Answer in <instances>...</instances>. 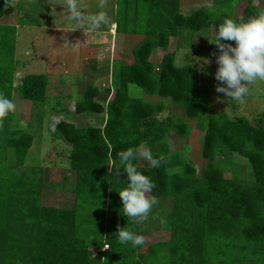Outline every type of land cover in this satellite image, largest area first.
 Masks as SVG:
<instances>
[{"label": "trees", "instance_id": "obj_1", "mask_svg": "<svg viewBox=\"0 0 264 264\" xmlns=\"http://www.w3.org/2000/svg\"><path fill=\"white\" fill-rule=\"evenodd\" d=\"M179 1L120 0L123 7H118L116 12L117 31L142 34L146 38L134 50L133 63L122 66L114 78V93L106 109L97 103L98 91L94 86L86 87L84 100L74 108L76 114L106 113L105 126L77 128L67 121L55 125L56 134L71 148L69 166L75 176L70 191L75 195V208H62L59 202L54 206L43 205V171L23 164L33 137L28 132L8 130L10 114L0 120V152L7 146L15 152L12 166L0 164V264H125L121 262L115 233L110 235L107 227L109 217L113 221L121 217L122 204L116 190L127 179L122 169L118 174L116 170L109 173L108 167L113 161L119 163L120 151L144 144L154 156L164 157L161 166L152 168L133 162L156 185L149 195L157 200L173 198L174 220L170 227L183 240L180 245L170 242L150 245L138 256L135 248L129 253V245H124L122 253L126 250L125 257L129 253L126 259L132 264H149V257L155 261L164 251L170 257V264H226L225 260L264 264V120L253 125L223 112L211 114L199 70L177 66L175 52L164 55L159 64L149 61L153 49L167 48L169 39L181 30L194 34L213 27L214 32L225 17H237L232 9L222 6L194 10L183 16L178 10ZM261 9L264 6H255L247 0L240 16L248 17ZM17 10L12 0H0V20ZM14 42L15 29L0 26V93L9 99L14 87V67L8 76L10 68L6 69L2 61L11 51L13 58ZM4 73L8 77H3ZM130 84L147 96L169 99L171 105L182 108L184 119L159 120L158 114L166 110L164 102L153 104L131 98ZM47 86L45 75H28L20 83L18 96L33 103L39 112ZM190 122H195L203 133L204 164L199 176L181 151L171 152L169 146L172 133L181 138L188 136ZM233 153L250 163L252 181L223 177L222 164ZM177 168L181 170L168 172ZM229 224L240 230L241 244L238 248L229 246L232 254L221 252L215 261L206 259L207 236L211 239L217 230ZM104 233L112 251L95 257L89 248L102 246ZM233 249L238 259H233Z\"/></svg>", "mask_w": 264, "mask_h": 264}, {"label": "rangeland", "instance_id": "obj_2", "mask_svg": "<svg viewBox=\"0 0 264 264\" xmlns=\"http://www.w3.org/2000/svg\"><path fill=\"white\" fill-rule=\"evenodd\" d=\"M17 4L18 10L17 12L7 15L0 20V26H27V30L29 29L28 35L24 36L25 30L19 31L20 36L18 37L19 44L18 47L16 45V50L19 51L14 53V57L12 58V51L10 56L8 57V53H4L8 58H5L2 63L6 66V69L10 68L8 71V76L11 74V68H13V91L11 93L10 100L15 104V111L10 113L11 118L8 120L9 127L8 130L11 131H24L28 132L33 138L32 146L27 152V155L24 159V166L27 168H38L43 171L42 174V203L46 206H54L60 203V207L62 208H75V195L70 191V186H74L71 182L75 176V173L70 170L69 166V156H70V146L67 145L60 136H57L55 132V123L57 121H69L73 119L74 125L77 128H84L87 126H97L101 128L104 125L105 117L103 115H97L96 120L94 121L92 118L90 120L89 116H76L73 115V110L69 104L65 103L64 106L67 110L61 112L55 111L56 104L53 101L49 100L51 103H43L39 108L41 110L35 111L33 103L30 101L23 100L20 101L18 99V88L21 83V78L18 75H15L16 66L19 62L24 64L26 61H29L31 58L33 61L36 56H39L41 53L40 45L32 41V48L30 44V40L27 38H33L39 33L38 31H34V28L45 27L44 25L50 24L52 28L58 27L60 28V38L58 43L61 42L62 36L66 35L68 32H63V29L66 31L73 32L72 29L81 28L84 30L86 26L84 21L74 22L71 20L66 12L64 7L65 0H12ZM113 1L117 4L116 10L118 7H123V4H120V0H109L107 6V15H111L113 17L114 9ZM255 6H264V0H249ZM80 9L83 12L84 16H89L97 14L102 11V7L100 4L95 1L90 0H77ZM247 0H180L178 10L183 16H188L194 10H199L203 8L210 9L212 6H222L221 8H230L233 10V14L235 17H239L242 9L246 6ZM52 6V10L49 8ZM104 12V11H103ZM106 13V12H105ZM42 25V26H41ZM20 28V27H18ZM33 29V30H32ZM81 30V31H82ZM213 27L207 31H200L194 34L189 32L180 31L177 35L171 37L169 39L166 51L164 55L168 53H172L177 48V55L175 53L174 61L177 66H188L186 60L190 61L192 67H196L199 70L200 74V84L204 88H206V93L208 94V98L210 101V110L211 114H219L226 113L231 118H236L242 120L243 122L249 124H256L257 122L264 120V82H255L249 85V93L240 101H234L231 99H227L224 94L217 93L215 91V85L219 83L215 80L213 73L216 70L215 63V55L217 54V49L211 48V44L204 37H211L213 34ZM43 37L41 39H52L54 36H50L49 32L43 33ZM54 34V33H52ZM70 36L72 33H69ZM75 34V33H73ZM18 36V35H17ZM28 36V37H27ZM57 34L55 35V37ZM69 36V35H67ZM26 37V38H25ZM11 33L9 34V42L11 41ZM70 42V41H69ZM63 43V41H62ZM67 43V42H66ZM65 44V43H64ZM104 42L101 43L104 46ZM138 47V46H137ZM63 46L60 48L55 54L58 55V59L62 64V68L57 70L56 73L49 76L52 84H56L57 73L62 75V81L66 79V75L64 71H66V67L69 66L70 73L72 75H79L78 67L73 66L74 62H78L75 56L72 59L69 57L67 51L64 50ZM136 49V48H135ZM189 53L188 56L185 57L186 53ZM27 50V51H26ZM68 50V48H67ZM104 50V48H103ZM106 50V49H105ZM104 50V51H105ZM15 51V49H14ZM44 51V50H43ZM103 51V52H104ZM27 52L30 53L28 56ZM45 52V51H44ZM51 53V52H50ZM45 54V53H44ZM18 56V57H17ZM68 56V57H67ZM5 57V56H4ZM3 57V58H4ZM28 57V58H27ZM33 57V58H32ZM42 57V56H39ZM47 57V55H46ZM185 57V59H184ZM49 58V57H48ZM55 57V59L57 60ZM103 58V56H101ZM196 58V59H193ZM208 59L210 61L209 64L203 65V69L201 65L203 64V59ZM19 60V61H18ZM38 60V59H37ZM18 61V63H17ZM26 64V63H25ZM30 64V63H29ZM35 68V70L39 69ZM34 66V64H33ZM56 67V66H55ZM72 67V68H71ZM25 69L24 72L30 71L31 68L21 67ZM158 71V70H157ZM205 71L207 74H205ZM115 77L117 76V72H114ZM7 76V74H3V77ZM59 79V78H58ZM59 80H57V84ZM110 83V81H109ZM107 81V85L109 84ZM114 84V83H113ZM105 84H102L100 90L103 92ZM65 92L67 91L64 90ZM63 91V92H64ZM102 98H104V94H102ZM157 101H162L165 104L166 110L162 111L158 114V119L163 121L168 118L182 120L184 119V113L182 108L174 107L170 103L169 99H161L156 97ZM46 100V99H45ZM60 105H58L59 107ZM70 108V109H69ZM41 114V115H40ZM59 117V118H58ZM89 120V121H88ZM93 121V122H92ZM103 122V123H102ZM30 124V125H28ZM102 124V125H101ZM190 131L186 138H181L174 133L170 135L169 138V146L170 151H181L184 160L191 166L195 168L197 171V175L199 176L201 167L204 164L201 148H202V140L203 133L196 126L195 122H190ZM103 128V127H102ZM145 147L148 148L147 144ZM220 160V159H219ZM15 163V152L12 148L6 147L5 151L0 152V164L2 166H12ZM110 164V163H109ZM137 164L139 166H150L147 162L142 160H137ZM225 168L223 170V177L227 180H231L234 178H238L241 181L249 182L252 181V172L250 163L238 156L236 153H233L228 160V162L222 164ZM181 168L171 169L168 171L169 173L179 172ZM68 178V180H66ZM158 203L153 206L152 210L148 214V217L143 221L134 222L129 220L128 217L121 214L119 220L113 221L111 217H109L108 227L104 222V227L109 231V234H116L117 227H126L138 234H142L145 238V242L142 246L135 248V255L141 252V250H146L150 245H156L161 242H170L171 244L180 245L182 240L181 234H175L174 230L171 229L173 219V198H162L157 200ZM65 202V203H64ZM65 205V206H61ZM118 212V211H117ZM119 213V212H118ZM125 217V219H123ZM102 218V217H101ZM115 218H118L115 217ZM100 220V218H97ZM106 221V220H104ZM91 234V233H87ZM114 234V238H115ZM172 234V237H171ZM240 230L236 229L234 225H225L222 229L217 230L209 239H206L207 251L206 255L210 258V260L215 261L218 255L223 252L226 254H232L230 252L229 246H237L239 247L241 244ZM117 242V241H116ZM93 245V242H91ZM96 244V242L94 243ZM101 244L102 246H92L89 248L94 254L95 257H103L108 251H112L111 245H109L105 241V233L101 236ZM105 245L107 246L105 248ZM120 250L118 251L121 255V259L125 262V264H132L129 259H126L127 255L130 253L132 247L129 245L128 254L125 257L126 250L124 253V245H120L117 243ZM123 246V248H122ZM233 259L237 258L235 256L236 249H233ZM132 255V260H134V256ZM165 257H162V256ZM235 256V257H234ZM154 258V257H153ZM153 258L148 259L149 264H170L169 255L163 251L153 261ZM164 258V259H163ZM239 258V257H238ZM237 258V259H238ZM138 259V257H137ZM125 260V261H124ZM226 264H244L243 260L239 262H231L225 260Z\"/></svg>", "mask_w": 264, "mask_h": 264}, {"label": "clouds", "instance_id": "obj_3", "mask_svg": "<svg viewBox=\"0 0 264 264\" xmlns=\"http://www.w3.org/2000/svg\"><path fill=\"white\" fill-rule=\"evenodd\" d=\"M64 7L71 20L84 21L92 30L112 23L111 17L103 11L84 16L77 0H65ZM204 37L217 49V54H214L217 67L213 73L215 80L219 82L215 85L217 93L224 94L227 99L240 101L249 93V85L264 82V9L248 17H225L216 26L211 37ZM229 41L233 43H228ZM188 53L189 49L185 57ZM186 61L191 67L190 61ZM209 63L208 59H203L201 68ZM15 107L12 100L0 93V120L14 112ZM118 157L119 163L113 161L108 171L112 173L116 170L118 174L122 169L126 175L127 182L122 183L124 186L119 190L115 189L122 204L121 214L134 222L143 221L158 203L154 195H149L156 185L149 176L138 170L133 161L142 160L152 168H159L164 157L154 156L152 150L144 145L122 150ZM115 239L118 244L130 245L132 248H138L145 242L142 234L119 226Z\"/></svg>", "mask_w": 264, "mask_h": 264}, {"label": "crops", "instance_id": "obj_4", "mask_svg": "<svg viewBox=\"0 0 264 264\" xmlns=\"http://www.w3.org/2000/svg\"><path fill=\"white\" fill-rule=\"evenodd\" d=\"M90 1H95V0H90ZM97 2L102 7V11L107 13L106 5L108 4L109 0H96V3ZM113 6L115 7L113 17L110 14L108 15L112 19L111 24L107 26H102L100 29H96V30H92L88 27H85L84 30H82L81 28H75L72 29L73 32H70L68 30L66 31L65 29H63V32H68V33H66L64 37L62 36V40L60 43H58V40L61 36L59 33L62 29L60 30V28L58 27L52 28L50 24L44 25L45 27L34 28V31H38L39 33L36 35V37L34 36L32 39L31 38H27V39L30 40L31 48L33 46L32 41H35V43L40 45L42 54H39V56L42 57L36 56V58H34L33 61H31L32 59L29 58V61L25 62L26 64L25 63L21 64L19 62V64L16 66V71H15L16 73L15 75H18L21 78V81L23 80L24 77L28 75H39V74L45 75L48 79L46 100L44 102L45 105L46 103L47 104L51 103L49 101L51 100L53 101L54 104L57 105V107H55L56 108L55 111L61 112V110L62 111L67 110L64 106H61L67 102L69 104L68 106H71L73 110V115L89 116L90 120L92 118L94 121L96 120L97 115H103L105 117V122L104 125L101 126V128L104 127L106 124L107 121L106 113L76 114L74 111L75 105L76 103L82 102L84 100V91L86 87L94 86L97 88L98 91V97L96 99L97 103L100 104L102 108L106 109L108 102L112 99V95L114 93V87H113L114 78H115L114 72H117L118 75L119 70L122 66L130 65L133 63L134 61L133 52L135 48L139 46L146 38V36L142 34L135 35V34L119 33L117 31V26L115 21L117 4L114 1H113ZM49 9L52 10V6ZM89 15L91 14L89 13ZM11 27L15 29L14 53L17 52L19 54V51L16 50V45L18 47L19 44V40H18V37L20 36L19 31H21L22 29L25 30L24 36H26L29 33V29L27 30L26 28L27 26L23 27V26H18L17 24ZM45 32H49L50 36H54V37L48 40L41 39L40 37H43L44 35L43 33ZM69 33H72V35L70 36ZM56 34L57 36L55 37ZM102 42L105 43L104 46L101 45ZM60 46H63L66 49L64 50L67 51L71 59L73 56L77 58L78 62H74L73 66H77L78 71L80 72L79 75H72L70 73L71 69L68 66L66 67L67 70L64 71V74L67 76L66 79L62 81V75H60V73H57L58 74L57 80H59V83L57 84V80H56V84L54 83L53 85L49 76L56 73L57 70L62 68L60 59H58L57 58L58 55L56 56L55 54L57 51L60 52V50H58ZM103 48L104 50L105 49L106 50L104 51ZM165 51L166 48L153 49L149 61L152 62L154 65L159 64L162 57L164 56ZM177 51L178 50L176 48L173 52H175L177 55ZM27 54L28 56L30 55L29 52H27ZM101 56H103V58H101ZM55 57L57 58V60L55 59ZM36 63L40 65L39 69L37 70H35V68H38V65ZM23 66L31 68V70L24 72L25 69H22V71L18 72L19 70H21L20 68ZM107 81L108 83L110 81L108 85H107ZM102 84H105L103 86L104 87L103 92L100 90ZM66 89L67 91L65 92L64 90ZM128 93L131 98L142 99L151 102L153 104L156 103L157 100L155 96L152 97L147 96L140 88H138L133 84L128 85ZM102 94H104V98H102ZM18 99L23 102V100L20 99L19 96ZM58 105L60 106L58 107ZM174 107L177 108V106ZM60 121L63 120L59 119V121H57L55 125ZM67 122H71L74 124L73 119ZM93 127H97V126H93Z\"/></svg>", "mask_w": 264, "mask_h": 264}, {"label": "built area", "instance_id": "obj_5", "mask_svg": "<svg viewBox=\"0 0 264 264\" xmlns=\"http://www.w3.org/2000/svg\"><path fill=\"white\" fill-rule=\"evenodd\" d=\"M107 246H105V248H106Z\"/></svg>", "mask_w": 264, "mask_h": 264}]
</instances>
